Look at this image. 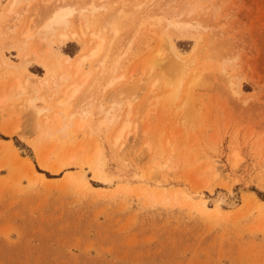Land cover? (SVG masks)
<instances>
[{"label": "rangeland", "instance_id": "374dc122", "mask_svg": "<svg viewBox=\"0 0 264 264\" xmlns=\"http://www.w3.org/2000/svg\"><path fill=\"white\" fill-rule=\"evenodd\" d=\"M12 1L0 0V264H264V0H16L8 11ZM58 5L76 11L45 33ZM123 9L133 17L119 79L98 96L105 109L120 103L118 119L90 132L67 118L88 83L65 105L56 99L98 73L96 59L77 71L76 58L96 44L91 33L109 38L101 21ZM180 12L198 26L167 28ZM175 78L176 102L155 100ZM30 99L49 112L35 115Z\"/></svg>", "mask_w": 264, "mask_h": 264}, {"label": "bare ground", "instance_id": "6f19581e", "mask_svg": "<svg viewBox=\"0 0 264 264\" xmlns=\"http://www.w3.org/2000/svg\"><path fill=\"white\" fill-rule=\"evenodd\" d=\"M15 2H16V0L11 2L12 4L10 5V9L8 11L12 10L11 8L14 6ZM83 9H79L78 12H80V11L81 12L78 15L80 18H83L84 22H86L85 15L83 14ZM74 10L76 11V9L64 8V7H60L59 5L57 7L55 6V9L53 10L50 17L47 16L48 19L46 20V22L44 23V25L42 27L43 31L45 33H50V32H53L54 30H56L58 28H61V27L64 28L65 26H67L69 24V22L71 21V20H69V18L72 16ZM93 11L94 10H92L91 13H93ZM124 11H125L124 9H123V12H122V10H119V12H121L122 14L118 13V11H117V13H114V14L111 13L107 16L105 15L106 18H104L105 17L104 16L103 17L104 20L101 22H103L102 23L103 27L107 28V35L109 36V38L106 39L104 36L105 33L101 34L98 32V30H97V32L93 31L94 33L90 32L91 38H95L96 44L94 45V47L90 51H88L89 55H80L79 54L78 55L79 58H76L77 63H76L75 69L77 71L80 68V66L82 65V63L88 57H90L92 59H96L97 60L96 66L99 69V71H97L98 73H95L96 75H94L90 79V74H93V73L87 72L84 74V76L79 78V79H81L79 81V83H76L77 82L76 80L72 81L75 83H71V84L69 83L67 86L68 88L66 87L64 93H61V94H63V98L60 95H58L59 93H55L56 95H58L60 97V98L58 97L56 99V100H58V104L63 106L67 103V101H69L70 99H73V97L80 92L81 87L84 84H87V83L89 84V85H87V87H86L87 89H85L83 94L78 95L79 97L77 96V100L75 99L76 101H78L82 95V97H81L82 100L80 99L79 102H76V104H75V106H76L78 103L81 102L80 104H78V107L76 106L78 109L77 110L74 109L76 111L73 110L72 113L70 112V115H69L70 118L65 116V115L63 117L61 113H58L56 111L54 112L55 114H53V116H54L53 118L60 127H62V128L64 127V121L66 120L65 117H67L71 121L74 119V116H75V119L78 120V127L79 128L88 127L90 132H95V131L101 132L103 129L105 130L111 124L115 123L116 120L118 119L119 107L117 110H116V107L119 106L120 103L119 102L117 103L116 100H113L112 104L110 105L111 107L109 106V109H105L102 100L101 101L98 100V96L99 95L103 96V92L105 91V89L109 88L110 86L115 84V82L119 79V77L114 76V73H115V70L119 64L120 57L123 54L122 49L124 47V44H128L127 42L129 41V40L126 41L127 40L126 39L125 40L126 43H124V39L122 40L123 34L121 32H122L124 26H126L125 24L127 22H129L128 20L131 19L130 17L131 16L133 17L132 12L129 11L130 13H132V15L130 14L131 15L130 16L129 12L127 15V12L126 11L124 12ZM182 15H185V12L184 13L180 12L177 15H173L170 20H167V26L166 27L170 28L171 30H173L177 34H184V33H187L190 29H193V28L198 26V24L195 25L191 21H188V20L186 21L185 19L184 20L179 19V18H181ZM152 19L154 21L152 23V25L159 24L162 20V18H160V17L159 18L152 17ZM143 23H144L143 20L138 22V25L135 27V31ZM85 24H87V23H82L83 26ZM85 26H86V28H84V29L86 30L88 28V24ZM102 28H101V31L103 30ZM85 30H84V32H85ZM86 31H88V30H86ZM104 31H105V29H104ZM26 35H27L26 37H29L30 33L27 32ZM59 37H60V40L65 41V40L69 39L70 37L71 38L75 37V35L73 33L70 35L67 33H61L59 35ZM170 51L175 56V58L179 59L176 56V53H175L173 46L170 47ZM81 54H83V53H81ZM160 61H162V60H160ZM174 61H173V63H174ZM156 62H158V60L153 59V57H149L146 61H144V65H148V67L151 66V68L154 69V67L158 65ZM175 63H177V62L175 61ZM183 64H185V63H183ZM186 66L185 65L181 66V63L179 62V64H176V67H177L176 71L180 70L181 72H184V69ZM188 67H190V66H188ZM143 68H145V67L143 66ZM185 70H187V68ZM149 73H150V71H149ZM151 74L152 73H150V75ZM28 78H30V77H28ZM67 78L64 75H60L59 80L52 83V88L59 87L64 82H66ZM149 79H151V78H149ZM199 80H200L199 75L192 77L191 81L189 82V88H188L187 93H186V100H185L184 105L186 104V101L188 102V100L191 98L190 97L191 94L189 93L190 88L194 87V86H198ZM154 81L156 84L157 81L156 80H154ZM180 83H181V78H175L174 81H171L170 83H168V87H170V88H169V90H167L162 95V97L159 98L157 96H154L153 98L154 99L156 98L155 100L161 99L163 101V103L168 104V105H173L178 98L177 95H178ZM152 84H153V82H152ZM155 84H153L152 86L155 87L156 86ZM18 87H19V85H18ZM69 88H70V90H68ZM73 100H71V101H73ZM127 102L131 103V101H127ZM130 103H128V104H130ZM26 104L31 109L35 110V112H34V114L36 113L35 115H39L43 112H45V113L49 112L47 107L44 109H37L34 105V100H32V99H30ZM75 106H73V107H75ZM97 116H100V117L98 119H96ZM128 116L129 115H127V117ZM127 117H126V119L128 121ZM47 121H48V118L46 117V122ZM128 127H129V124L125 122L124 125L122 126V128L117 133V136L115 137L114 143H117L120 140L124 130L127 129ZM103 167H104V157H103V154L100 153V155L97 157V160H96V163H95L94 169H93L94 175L98 179H100L102 177ZM218 196H219V198L221 197L220 201L222 204H225L226 206H228L230 208L237 206L238 200H237L236 195L234 197H230L227 193L220 192L218 194Z\"/></svg>", "mask_w": 264, "mask_h": 264}]
</instances>
